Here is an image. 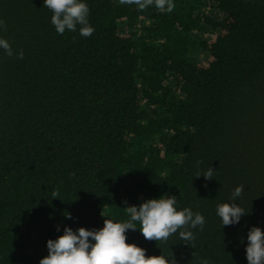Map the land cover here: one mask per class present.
I'll list each match as a JSON object with an SVG mask.
<instances>
[{
  "label": "trees",
  "instance_id": "trees-1",
  "mask_svg": "<svg viewBox=\"0 0 264 264\" xmlns=\"http://www.w3.org/2000/svg\"><path fill=\"white\" fill-rule=\"evenodd\" d=\"M83 2L89 37L59 34L44 0H0L14 52L0 48V264H39L65 226L123 222L161 195L203 228L126 242L177 264H248V232L264 231V0ZM241 185L248 213L223 225L217 205Z\"/></svg>",
  "mask_w": 264,
  "mask_h": 264
},
{
  "label": "clouds",
  "instance_id": "clouds-1",
  "mask_svg": "<svg viewBox=\"0 0 264 264\" xmlns=\"http://www.w3.org/2000/svg\"><path fill=\"white\" fill-rule=\"evenodd\" d=\"M121 4H134L138 9H144L153 4L159 10L171 12L175 5L172 0H119ZM44 6L53 12L51 22L59 34L65 30L75 31L79 25L81 36L89 37L94 28L88 22V5L83 0H44ZM6 22L0 20V28H6ZM0 48L8 56L14 52L9 42L0 38ZM17 58H23V52L15 53ZM214 169H209L203 174L197 173L195 177L203 175L205 180L214 177ZM244 187L237 186L232 193L231 203L217 205V214L223 225L238 223L241 216L247 214L235 199L240 197ZM59 190L52 192V197L57 198ZM126 213L130 219L123 222H113L104 218L103 227L89 230L79 227L76 231L65 226L62 235L55 240H47V256L40 259L39 264H177L175 259H166L163 255H146L145 249L135 243H128L127 230L139 228L147 240L167 241L168 238L179 232L183 241L194 240V234L188 228L201 229L205 223L200 213H193L190 208L177 210L174 196L151 198L143 200L137 207L126 206ZM71 218L70 213L66 214ZM135 222H139V227ZM91 238V241L90 239ZM246 258L248 264H264V231L259 227L250 228L247 235ZM94 241V242H92Z\"/></svg>",
  "mask_w": 264,
  "mask_h": 264
}]
</instances>
